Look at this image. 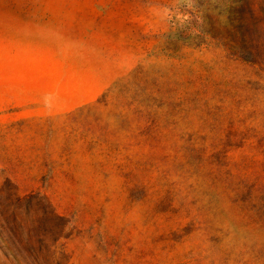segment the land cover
I'll list each match as a JSON object with an SVG mask.
<instances>
[{
  "label": "rangeland",
  "instance_id": "1",
  "mask_svg": "<svg viewBox=\"0 0 264 264\" xmlns=\"http://www.w3.org/2000/svg\"><path fill=\"white\" fill-rule=\"evenodd\" d=\"M0 264H264V0H0Z\"/></svg>",
  "mask_w": 264,
  "mask_h": 264
}]
</instances>
